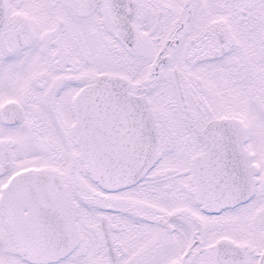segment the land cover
Wrapping results in <instances>:
<instances>
[{
    "label": "snow or ice",
    "instance_id": "6c2138e0",
    "mask_svg": "<svg viewBox=\"0 0 264 264\" xmlns=\"http://www.w3.org/2000/svg\"><path fill=\"white\" fill-rule=\"evenodd\" d=\"M0 264H264V0H0Z\"/></svg>",
    "mask_w": 264,
    "mask_h": 264
}]
</instances>
